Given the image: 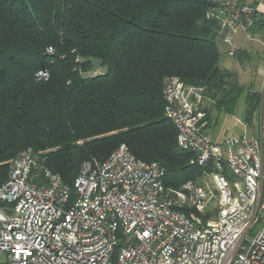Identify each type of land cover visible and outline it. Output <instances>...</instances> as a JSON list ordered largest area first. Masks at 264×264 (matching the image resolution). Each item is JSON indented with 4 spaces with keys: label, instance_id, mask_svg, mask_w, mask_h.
<instances>
[{
    "label": "trees",
    "instance_id": "16d2710c",
    "mask_svg": "<svg viewBox=\"0 0 264 264\" xmlns=\"http://www.w3.org/2000/svg\"><path fill=\"white\" fill-rule=\"evenodd\" d=\"M212 5L0 0V185L13 159L31 149L74 190L83 162L104 161L121 143L137 158L157 161L167 186L199 183L212 167L179 147L164 83L177 76L204 88L203 128L235 112L245 90L220 64L221 24L208 16ZM253 18L248 31L264 34L262 15L256 10ZM96 62L104 72L88 74ZM40 70L49 76L39 78Z\"/></svg>",
    "mask_w": 264,
    "mask_h": 264
},
{
    "label": "built area",
    "instance_id": "2783aa9c",
    "mask_svg": "<svg viewBox=\"0 0 264 264\" xmlns=\"http://www.w3.org/2000/svg\"><path fill=\"white\" fill-rule=\"evenodd\" d=\"M213 2L208 16L220 21L233 54V35L248 32L256 9L242 0ZM164 84L178 145L199 166L211 165L212 188L167 186L157 161L121 143L104 161L83 162L72 190L25 149L0 185V264H264V223L250 234L264 212V116L257 133L216 141L202 131L204 88L177 76Z\"/></svg>",
    "mask_w": 264,
    "mask_h": 264
},
{
    "label": "crops",
    "instance_id": "0c3cea01",
    "mask_svg": "<svg viewBox=\"0 0 264 264\" xmlns=\"http://www.w3.org/2000/svg\"><path fill=\"white\" fill-rule=\"evenodd\" d=\"M255 7L264 18V0H242ZM222 45L221 66L233 71L239 83L244 87V93L240 97L236 110L233 114H221L219 120L214 123L211 132L205 126L202 131L213 140L222 141L228 135L247 134L250 129L247 124L254 126V114L252 122L246 120L247 110L254 105V112L258 110L259 120L264 116V34L261 32L237 31L233 35V45L235 51L230 54L231 47L223 40H219ZM247 87V88H246ZM252 94H255L251 96ZM257 95V97H256ZM241 110L244 119L237 116V111Z\"/></svg>",
    "mask_w": 264,
    "mask_h": 264
},
{
    "label": "rangeland",
    "instance_id": "374dc122",
    "mask_svg": "<svg viewBox=\"0 0 264 264\" xmlns=\"http://www.w3.org/2000/svg\"><path fill=\"white\" fill-rule=\"evenodd\" d=\"M218 44H219V47L220 49H222V45H221V42L218 41ZM223 59L220 60V64L222 63ZM104 72V67H102L98 62H96L94 64V67H92V69L90 70V72L88 74H91V75H96V74H99V73H102ZM247 88V87H246ZM237 116H239L240 118H243L244 119V114L243 112L239 109L237 112ZM217 113H214V117L216 116ZM205 115V113H204ZM247 126L250 128L247 130V134L248 135H253L255 133L258 132L259 130V116H258V110H256L254 112V126L252 127L250 124H247ZM213 130V128H207L206 131L207 132H211ZM229 180L230 182H232L235 177L232 176L231 174H229ZM197 184H201V185H206V186H210V188H212V181L210 179V177H208L207 175H205V171L204 173L202 174L201 176V181H199V183ZM208 208H211L209 212H215L216 209H217V202H216V199H214L212 201V203L209 205ZM208 213V212H207ZM258 217L260 218L259 222L256 223L252 230H251V233L250 234H254L258 231V229L262 226V224L264 223V212H259L258 214Z\"/></svg>",
    "mask_w": 264,
    "mask_h": 264
}]
</instances>
